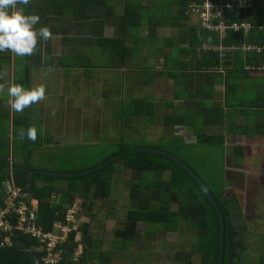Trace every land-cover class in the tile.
<instances>
[{"label": "crops", "instance_id": "crops-1", "mask_svg": "<svg viewBox=\"0 0 264 264\" xmlns=\"http://www.w3.org/2000/svg\"><path fill=\"white\" fill-rule=\"evenodd\" d=\"M121 1L107 0L120 17L124 6ZM257 2L251 3L254 13L264 8V0ZM31 5L32 14L40 17L37 28H50L54 22L58 27H52L48 40L38 39L31 56H18L9 50L0 54L8 56L0 60V91L5 89V95L12 84L27 89L43 85L46 90L43 100L22 112H14L8 102L0 112V153H8L6 164L14 166L11 156L16 145L40 170L68 173L90 169V161L99 149L119 141L157 143L154 141L171 137L195 141L189 121L184 125L168 123V116L190 112L185 108L191 104V91L198 88L203 95L206 93V77L202 75L205 67L181 66L200 64L199 54L182 49L190 43L187 36L176 37L175 28L169 24L147 31L150 26L145 20L140 30L127 35L120 17L104 10H99L100 17L92 13L80 22L71 12L61 16L46 12L40 0ZM16 10L24 13L21 5ZM183 23L186 31L194 28L201 39L197 15L188 16ZM247 23L251 28L252 24ZM140 43L143 46L138 47ZM206 44L203 42L199 49L218 47ZM259 49L263 51L259 65L246 68L244 73H230L233 77L228 79V89L225 73L220 69L209 71L221 74L211 89L217 96L193 100L195 104L220 103L213 113L216 124L212 132L223 135L222 145L216 148L223 154L224 198L236 228L251 238L259 235L257 245L264 240V43ZM176 93L187 96L176 99ZM147 106L153 108L151 114ZM30 128L37 131L34 141L27 137ZM6 133L8 138L3 136ZM30 198L31 207L37 210L38 200ZM53 198L62 202L60 193Z\"/></svg>", "mask_w": 264, "mask_h": 264}, {"label": "trees", "instance_id": "trees-1", "mask_svg": "<svg viewBox=\"0 0 264 264\" xmlns=\"http://www.w3.org/2000/svg\"><path fill=\"white\" fill-rule=\"evenodd\" d=\"M33 1L29 0L27 5H21L24 14H32ZM40 1L46 12L60 16L71 12L70 15L80 22L92 13L95 17H100L99 10H104L107 14L111 13L113 17H120L115 15L113 6L107 0ZM148 1L150 3L144 5L143 0H124L120 17L123 22L122 27L126 29L128 35L132 30H140L144 20L152 30L156 26L169 24L175 28L173 33L176 37L187 36L185 39L190 43L187 48L182 49L195 56L199 54V65L182 63L181 66L205 67L202 69V75L206 77L204 80L206 93L203 95L201 90L194 89L190 98L188 97L191 104L185 108L190 112L185 115L168 116V123L175 125H184L189 121L196 139L194 142H186L182 137H171L162 139L158 143L139 144L119 141L117 144H108L99 149L93 155L88 168L105 162L123 150L138 146L159 148L176 155L201 179L221 211L224 221L221 264H255L249 256V249L254 247L248 243L244 230L236 228L228 201L224 198L226 189L223 179V154L216 148L222 145L223 135L212 132V127L216 124L213 113L219 108L220 103L213 101L211 104L205 101V104H195L193 100L201 96H217L211 89L221 74L216 75L209 71L215 72V69H220L225 73L228 89L231 85L228 79L233 77L230 73L234 74L236 71L244 73L247 69L259 65V59L263 57V51H260L259 46L264 43V31H262L264 8L260 7L254 13L252 4L239 8L226 7L224 14L228 24L250 22L252 27L228 29L223 37L215 30L201 27V33L203 32L201 40L196 36L194 28L190 31L185 30L186 24L183 21L189 16L187 11L190 6L202 0ZM257 1L253 0L250 3L258 5ZM74 5L75 7L71 8ZM50 25L51 27H48L50 30L52 27H54L52 30L58 27L55 22ZM203 42H206L207 46L221 45L224 49L209 47L202 51L199 47L201 48ZM6 52L4 50L0 54ZM7 58L8 56L0 55V60ZM212 76L214 79L211 78ZM2 81L3 76L0 73V86ZM5 94L6 92L0 93V112L9 99ZM181 96L187 95L177 93L175 95L176 99ZM145 109L148 114L153 111L151 106ZM20 122L23 123L22 120ZM3 136L8 138L7 133ZM13 151L12 165L40 170L39 167L32 165L28 154H25L19 145L14 146ZM8 162V153L1 152L0 164ZM127 172L130 173L128 178L124 176ZM7 177L10 178L12 188L26 191L38 200V209L35 210L37 218L34 224L43 232L55 233L57 225L66 222L65 214L68 208H73L75 218L81 217L84 222L77 229L71 230L65 244L54 246L53 252L56 255L53 256L52 262L46 260L48 251L43 242L22 230H16L11 236V244L0 245V264H111L112 256L118 255V251L131 250L130 246L136 242L135 234L141 226L145 228L146 235L155 234L156 230L176 233L179 242L167 241L166 246L156 250V253L153 252L157 258L155 262L158 264L172 262L163 258L164 252L168 251L165 250L166 247L173 249L172 255L176 264H217L218 262L220 221L213 203L205 189L185 167L162 153L143 150L128 152L97 170L81 175L52 176L38 172L10 171L0 167V205L2 206L10 200V192L5 186ZM57 193L61 194V203L53 200V195ZM119 203L122 206L121 214L116 211V205ZM7 217L14 222L15 217L12 218V214ZM108 241L111 244L106 248L105 244ZM263 243L264 240L260 241V244ZM75 251L79 252L77 257H74ZM129 253L135 259L143 257L138 264H149V259L145 261V250L143 253L137 250ZM262 255L254 254L256 261L260 259L258 264H264L261 260Z\"/></svg>", "mask_w": 264, "mask_h": 264}, {"label": "built area", "instance_id": "built-area-1", "mask_svg": "<svg viewBox=\"0 0 264 264\" xmlns=\"http://www.w3.org/2000/svg\"><path fill=\"white\" fill-rule=\"evenodd\" d=\"M253 0H202L200 3H193L187 14L197 15L199 23L202 27H206L210 30L217 31L221 37H223L228 29L238 30L240 28L248 29L247 22H233L228 24L226 22V16L224 10L226 7H241L251 4ZM218 50L224 49L221 45L216 47ZM8 192H10V200L7 204L0 205V245L5 246L11 244V236L14 231L22 230L23 232L35 236L41 242L46 245L48 251L47 261H53V256L56 255L53 252V248L56 245L54 237L55 235L63 238L68 236L71 232V225L76 222L75 210L68 208L65 214V223H59L56 227V232H43L40 227L34 224L36 220L35 209L29 205L30 195L26 191H19L12 186L6 184ZM12 214V218L15 220H9L8 215ZM17 217V222H16ZM69 227V228H68ZM68 228V231H65ZM10 233V234H8ZM78 252V251H75ZM59 255V253H57ZM79 255V252L76 253Z\"/></svg>", "mask_w": 264, "mask_h": 264}, {"label": "clouds", "instance_id": "clouds-1", "mask_svg": "<svg viewBox=\"0 0 264 264\" xmlns=\"http://www.w3.org/2000/svg\"><path fill=\"white\" fill-rule=\"evenodd\" d=\"M28 3L29 0H0V52L9 50L18 56H31L38 39L46 41L52 36L46 26L36 27L40 20L39 15L24 14L16 10L18 5ZM45 91L43 85L27 89L23 85L12 84L8 88V104L14 112H22L43 100ZM27 137L34 141L37 138L36 129H28ZM6 184L11 186L7 181Z\"/></svg>", "mask_w": 264, "mask_h": 264}, {"label": "rangeland", "instance_id": "rangeland-1", "mask_svg": "<svg viewBox=\"0 0 264 264\" xmlns=\"http://www.w3.org/2000/svg\"><path fill=\"white\" fill-rule=\"evenodd\" d=\"M116 1L117 2H122L121 0H116ZM166 1L167 0H165V2ZM143 3H150V1L143 0ZM117 5H119V4H117ZM119 6L121 7V4ZM146 28H147V31H148V29L150 27H146ZM146 28H144L143 33H146ZM159 44L160 43H158V45ZM140 46H143V43H140L138 45V47H140ZM2 91L3 90H1L0 93H5L6 92L5 89H4L3 92ZM161 130H163V129H161ZM161 133L165 134V131H161ZM160 141H154V142L158 143ZM148 142H151V140L148 139ZM212 148L215 149L214 147H212ZM129 175H130V173L127 172L124 176H126L128 178ZM5 186H6V184H5ZM104 204L106 206V203H104ZM121 208H122V206H121L120 203L116 205L117 213L121 214ZM83 222H84L83 218H81V217L80 218H76V222L71 225V229L72 230L77 229L79 227V225H81ZM68 228H65V231H68ZM144 229L145 228L142 227V226L138 228V231L135 234V241L136 242H134L133 245L130 246V249H131L130 251L137 250V251H140L141 253H143L144 250H145V258H146L145 261H147L149 259L153 264H158V263L155 262L157 258L154 256L153 252L156 253V250H159V248H163L164 246H166L167 245V241L179 242V240L177 239V236H176L175 232H165V233H163L160 230H156L155 234L146 235L145 232H144ZM106 231H107V233H110V231H108V230H106ZM250 234H252V233H250ZM112 236H114L113 233H112ZM258 237H259V235H257V234L252 235V238H249L248 234L246 236V238L249 241L250 245H252V247H254L252 249H249V256H250L252 262L255 263V264H258L260 259L258 258V260L256 261L257 258L251 257V254L254 253V254L258 255V256L262 255L263 248H261V247H262V245H264V243L263 244H259V245L255 244L257 242V240H258ZM67 239H68V236H64L63 238H61L60 236L55 235L53 240H55V243H56L55 246H57L58 244H61V245L65 244ZM110 244L111 243L108 241L105 244V247L108 248ZM165 250H168V251L164 252V255H163L164 260H171L172 264H176V262H174V260H173V255H172L173 254L172 253L173 249H167V247H166ZM130 251H126L124 249L122 251H118V255L112 256L113 259L111 260L112 261L111 264H138L139 262H141V259H143V257H139L137 259L132 258V255H130V253H129ZM76 253H78V252L74 253V257H77ZM262 256H261V260L264 263V253H263ZM151 258L153 260H151ZM150 261H148L149 264H152ZM160 264H165V263L162 262Z\"/></svg>", "mask_w": 264, "mask_h": 264}, {"label": "water", "instance_id": "water-1", "mask_svg": "<svg viewBox=\"0 0 264 264\" xmlns=\"http://www.w3.org/2000/svg\"><path fill=\"white\" fill-rule=\"evenodd\" d=\"M153 151V152H158V153H162L170 158H172L173 160L177 161L178 163H180L183 167H185L190 173L191 175L199 182V184L205 189V191L207 192V195L209 196L211 202L213 203L215 210L217 212L219 221H220V243H219V250H218V262L217 264H221L222 263V257H223V236H224V221H223V216L221 214V211L217 205L216 200L213 198V196L210 194V192L206 189V186L204 185V183L201 181V179L196 175V173L190 169V167L188 165H186L182 160H180L176 155L163 150V149H159V148H153V147H142V146H138V147H134V148H129L126 150H123L117 154H115L114 156L110 157L109 159H107L105 162L100 163L98 165H96L93 168H90L88 170H83V171H79V172H68V173H63V172H52V171H48V170H33V169H27V168H20V167H16V166H11L8 164H0V167L8 169L10 171L13 170H20V171H26L28 173H33V172H38V173H43V174H50V175H78V174H83V173H87L93 170H97L100 167H102L103 165L110 163L111 161H114L115 159L125 155L128 152H132V151ZM6 181L8 184H11L10 178L7 177Z\"/></svg>", "mask_w": 264, "mask_h": 264}, {"label": "flooded vegetation", "instance_id": "flooded-vegetation-1", "mask_svg": "<svg viewBox=\"0 0 264 264\" xmlns=\"http://www.w3.org/2000/svg\"><path fill=\"white\" fill-rule=\"evenodd\" d=\"M249 238H251V237H249ZM247 239V238H246ZM248 243H249V241H248ZM244 244H245V246H246V243L244 242ZM250 244V243H249ZM247 247V246H246ZM253 255V258H255V256H254V253H252L251 254V256ZM252 261V260H251Z\"/></svg>", "mask_w": 264, "mask_h": 264}]
</instances>
